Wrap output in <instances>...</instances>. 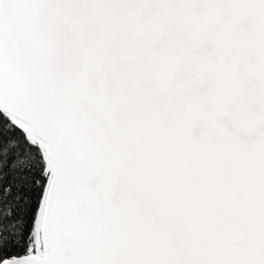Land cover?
<instances>
[{"label": "snow or ice", "instance_id": "snow-or-ice-1", "mask_svg": "<svg viewBox=\"0 0 264 264\" xmlns=\"http://www.w3.org/2000/svg\"><path fill=\"white\" fill-rule=\"evenodd\" d=\"M0 264H264V0H0Z\"/></svg>", "mask_w": 264, "mask_h": 264}]
</instances>
